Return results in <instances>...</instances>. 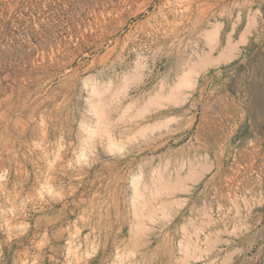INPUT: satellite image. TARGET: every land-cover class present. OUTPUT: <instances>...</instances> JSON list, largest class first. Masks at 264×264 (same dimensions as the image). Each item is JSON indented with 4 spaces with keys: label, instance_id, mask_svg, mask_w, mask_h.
Returning <instances> with one entry per match:
<instances>
[{
    "label": "rangeland",
    "instance_id": "rangeland-1",
    "mask_svg": "<svg viewBox=\"0 0 264 264\" xmlns=\"http://www.w3.org/2000/svg\"><path fill=\"white\" fill-rule=\"evenodd\" d=\"M0 264H264V0H0Z\"/></svg>",
    "mask_w": 264,
    "mask_h": 264
}]
</instances>
